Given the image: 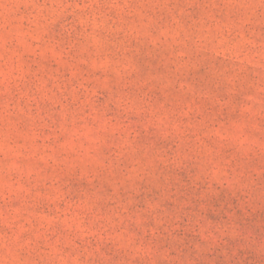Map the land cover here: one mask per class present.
I'll return each mask as SVG.
<instances>
[{
	"label": "rangeland",
	"instance_id": "rangeland-1",
	"mask_svg": "<svg viewBox=\"0 0 264 264\" xmlns=\"http://www.w3.org/2000/svg\"><path fill=\"white\" fill-rule=\"evenodd\" d=\"M0 264H264V0H0Z\"/></svg>",
	"mask_w": 264,
	"mask_h": 264
}]
</instances>
